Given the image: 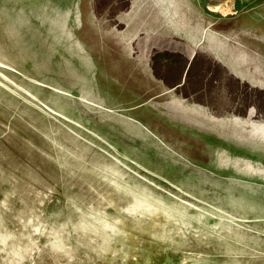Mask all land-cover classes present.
<instances>
[{
    "label": "rangeland",
    "instance_id": "rangeland-1",
    "mask_svg": "<svg viewBox=\"0 0 264 264\" xmlns=\"http://www.w3.org/2000/svg\"><path fill=\"white\" fill-rule=\"evenodd\" d=\"M133 1L0 0V81L39 106L0 83V229L35 219L21 264H56L58 240L70 264H264V87L207 48L157 42L142 69L122 37L132 10L137 35L242 68L264 57V0ZM245 70L264 84V62Z\"/></svg>",
    "mask_w": 264,
    "mask_h": 264
},
{
    "label": "bare ground",
    "instance_id": "bare-ground-1",
    "mask_svg": "<svg viewBox=\"0 0 264 264\" xmlns=\"http://www.w3.org/2000/svg\"><path fill=\"white\" fill-rule=\"evenodd\" d=\"M22 22L26 23L27 21L24 19L22 20ZM28 26L29 25L27 24L25 27L28 28ZM6 28H8L9 33L12 35V37H17L16 29L14 30V28L10 26H7ZM18 40H17V44L20 46V50L23 53L22 56L18 55L19 56L18 58L20 59V61L24 63L30 59V55L24 51V49L21 47L22 44L20 45ZM31 64L35 68V71L39 70V64L37 61H33ZM19 68L22 69L21 67ZM23 70L25 69H22V71ZM30 73L26 71L25 74H28V76L34 79V81L39 80V78H37L36 76ZM4 77L6 78V80L10 81L9 78H7L6 76ZM0 83H2L5 87H7L12 92H14L16 95L20 96L22 99H24V101L26 100L29 103H32L35 107H39L34 100H30L28 97L24 96V94L21 92L22 89L26 90V88L23 85L18 86L19 89L17 88L16 90H12L5 82L0 81ZM29 86L33 92L36 91V88L34 87L33 84H29ZM16 217H17V220L13 221V225H15L16 227L12 228L11 232H7L4 229H0V249H3L8 253L7 256L9 257L11 261L16 260V264H21L22 260H24L27 257H30L33 253L34 254L40 253V242L38 241L36 237L38 230L33 225L35 223V219L28 218V216L25 218L22 216H16ZM2 219H3V215L0 212V223ZM50 231H53V228L49 227L48 232ZM57 245L59 249L57 250V256H56L57 263L56 264H63L61 259H59L61 257L60 255L61 251H65L66 253L65 255L66 257L63 258L65 259L64 264H70V259H72L73 255L68 252L67 247L69 244L65 240H58Z\"/></svg>",
    "mask_w": 264,
    "mask_h": 264
},
{
    "label": "crops",
    "instance_id": "crops-1",
    "mask_svg": "<svg viewBox=\"0 0 264 264\" xmlns=\"http://www.w3.org/2000/svg\"><path fill=\"white\" fill-rule=\"evenodd\" d=\"M137 2H140V0H137ZM133 6L135 7V4ZM132 15H133V13H131L129 15H126L124 17V21L129 26H128L127 32H125V34L122 37H123V39H125V38L128 39V41H130L131 39H134L136 37V35H137L135 22L132 21V19H133ZM173 34H176V33H173ZM167 35H169V33H164L163 32V34H158L157 36L150 37V39L148 40L150 43H149L148 47H146V46L145 47H146V50L148 52H150L151 57L149 59L145 58L144 60H140V59L138 60V59H136L135 56H133L132 58L134 59V63L139 65L142 69L149 68V66H150L149 62H151L153 60V45L156 44L157 42H159V44L161 46V49L165 50V51H177V52H182V51L184 52L185 50L187 52L190 51V53H191V54L189 53L190 54L189 55L190 56V58H189L190 61L193 60L196 57V55L198 53V50L207 48L218 59L225 60L226 62H228L227 67L230 69V71H233L235 73L240 74L243 79L244 78H248L250 80V82L252 84H254V85L258 84L260 87H264V84L262 82H260L257 79H255L253 76H251L245 70V64L246 63H249V64H251V63L252 64H262V62H264V57L262 55H260V54L257 55V53H256L259 50H257L256 52L250 50L251 51L250 54H247L245 51H243L242 61H243L244 66H241L242 68H240L238 65L233 64L229 59H227L228 52H227L226 46L224 47L223 52H220L219 50H217V48L215 49L214 46L212 48V46L208 47L207 45L206 46L197 45L196 43L190 41L189 39H187V43L186 44H184L183 42H178V41H170L169 39H167L168 38ZM174 40H176V39H174ZM143 47H144V45L141 47V49ZM145 60H147V61H145ZM178 101H180V99H178ZM196 109H199L202 112H204V114L207 115L209 118H215V119H219V120L222 119L220 117L213 116L212 114L209 113L208 110L202 108L201 106H196ZM235 118L237 120H239V121H242V122L262 124L261 122L257 121V119L259 117H256V118H254V117H249V118L245 117L244 120H241L239 117H235ZM263 151H264V149H263ZM246 160L248 161L249 159H246ZM255 162H256V164H254V166L252 165L253 167H255V172L260 174L261 177L264 179V156H260V158L256 159Z\"/></svg>",
    "mask_w": 264,
    "mask_h": 264
},
{
    "label": "flooded vegetation",
    "instance_id": "flooded-vegetation-1",
    "mask_svg": "<svg viewBox=\"0 0 264 264\" xmlns=\"http://www.w3.org/2000/svg\"><path fill=\"white\" fill-rule=\"evenodd\" d=\"M134 2H137V0H135V1H133V3ZM132 7H133V5H132ZM132 11V10H131ZM131 11L129 12V13H131ZM128 13V14H129ZM127 14V15H128ZM126 28H127V26H126ZM125 31V30H124ZM124 31H122V32H120V33H123ZM119 32V31H118ZM145 32H140L138 35H136V37H138L140 34H144ZM136 37H135V40H133V43H134V45L132 46L133 48H134V50H136L137 49V52L136 51H133V53H137V54H139L138 55V57H139V59L140 60H144L145 58H147V59H149L150 57H151V54H150V52H148L147 50H146V47L145 46H148V45H144V44H142V42L143 41H146V40H149L148 39V37H144V36H139L138 37V41L136 42ZM144 45V47L141 49V47ZM145 61H147V60H145ZM149 64H150V62H149Z\"/></svg>",
    "mask_w": 264,
    "mask_h": 264
}]
</instances>
